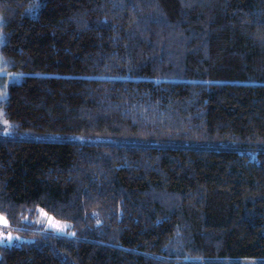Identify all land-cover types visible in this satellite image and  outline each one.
Listing matches in <instances>:
<instances>
[{"label": "trees", "instance_id": "obj_1", "mask_svg": "<svg viewBox=\"0 0 264 264\" xmlns=\"http://www.w3.org/2000/svg\"><path fill=\"white\" fill-rule=\"evenodd\" d=\"M0 21L23 238L0 264H264V0H0Z\"/></svg>", "mask_w": 264, "mask_h": 264}, {"label": "rangeland", "instance_id": "obj_2", "mask_svg": "<svg viewBox=\"0 0 264 264\" xmlns=\"http://www.w3.org/2000/svg\"><path fill=\"white\" fill-rule=\"evenodd\" d=\"M1 29H2V23L0 21V46H2V44L4 43ZM4 70H5V63L0 57V102L5 98L6 95L3 82L6 81L7 83L10 84L13 83L12 81L9 82L10 79L12 80L13 76L10 77V75L4 74ZM3 78L5 79V81L2 80ZM19 81H20V77L18 82ZM5 121L6 120L4 119V117L0 112V127L3 129V131H5L4 134H7L9 133V125L7 122L5 123ZM5 220L6 218L0 215V243L11 245L13 243H19L20 241H22L23 238H21L17 233H13L8 229V223L6 225L4 223ZM39 220H40L39 223L41 224L42 228L51 231L55 235H65L67 233V228H68L67 223L55 220L54 218H52L51 216L47 215L42 211L40 212ZM61 228L62 230H60ZM9 236L11 237V239H8Z\"/></svg>", "mask_w": 264, "mask_h": 264}, {"label": "snow or ice", "instance_id": "obj_3", "mask_svg": "<svg viewBox=\"0 0 264 264\" xmlns=\"http://www.w3.org/2000/svg\"><path fill=\"white\" fill-rule=\"evenodd\" d=\"M5 123H6V121H5ZM4 223L6 225L7 224V221L5 220ZM60 230H62V228ZM8 239H11V237L9 236Z\"/></svg>", "mask_w": 264, "mask_h": 264}]
</instances>
